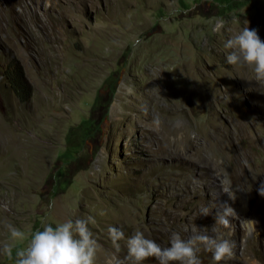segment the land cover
<instances>
[{
    "label": "rangeland",
    "instance_id": "rangeland-1",
    "mask_svg": "<svg viewBox=\"0 0 264 264\" xmlns=\"http://www.w3.org/2000/svg\"><path fill=\"white\" fill-rule=\"evenodd\" d=\"M245 27L264 41V0H0V264L77 219L94 221L95 264L114 253L109 227L124 232L120 259L135 229L168 247L173 233L208 234L198 214L232 203L226 191L256 211L249 224L232 207V241L250 238L239 263L264 264V84L224 47ZM163 121L187 128L164 153L148 143Z\"/></svg>",
    "mask_w": 264,
    "mask_h": 264
},
{
    "label": "clouds",
    "instance_id": "clouds-1",
    "mask_svg": "<svg viewBox=\"0 0 264 264\" xmlns=\"http://www.w3.org/2000/svg\"><path fill=\"white\" fill-rule=\"evenodd\" d=\"M223 27L221 21L216 25L214 31L218 32ZM224 47L231 51L226 57L227 63L234 66L251 67L254 71V79L264 84V41H262L256 29L245 27L234 38L227 40ZM153 123L159 125L158 118ZM227 193L229 200H234V193ZM258 193L264 196V182H261ZM214 219L215 224L221 226L224 231L213 229L215 235L193 228V234L184 240L178 233L170 237V246L161 247L152 239L145 238L141 231L135 232L127 239V257L120 259L118 253L121 251L119 241L124 240V232L116 227H109L108 234L114 248L113 255L106 264H142L148 258H154L158 264H202L198 253L204 251L212 253V259L216 264L221 261L230 260L234 257V241L224 238L232 232L231 217L236 214L234 209L227 203L216 206ZM209 207L201 208L198 215H212ZM88 220H68L58 224L55 228L51 225L44 227L42 231L37 230L31 237L28 246L16 253L15 264H95L98 243L89 229ZM11 235L14 239L23 240L24 234L13 229ZM3 252L12 259L11 247L5 243Z\"/></svg>",
    "mask_w": 264,
    "mask_h": 264
},
{
    "label": "bare ground",
    "instance_id": "bare-ground-1",
    "mask_svg": "<svg viewBox=\"0 0 264 264\" xmlns=\"http://www.w3.org/2000/svg\"><path fill=\"white\" fill-rule=\"evenodd\" d=\"M159 129H160L161 133H157L155 130H152V131H150V133H148V143H153V142L157 141V143H158L157 149L161 150L160 152L164 153L165 148L167 146L166 135L170 134V133H177L180 129L184 130L187 128L185 126L180 127V126L174 125L169 121H163V122H161ZM159 135H160V137H159ZM224 202H227L231 207H234V209L238 212V214L236 216H234L236 218V220H240L242 222L249 223V224L252 222L253 214L256 211H254V208L252 207L251 202H250V198L248 196L239 197L237 195V197L234 199V201L232 203L228 202L225 199L216 198L215 201L211 202V203H213V204L216 203L217 205H220L221 203H224ZM206 207H209L211 209L210 205H206ZM197 211L198 210L194 211L195 214L197 213ZM203 217H204V221H208L212 226L211 229L208 231V235H215V233L213 232L214 227L215 226L221 227V226L216 225L212 221L213 214L208 215V216H203ZM256 224L260 225V222L257 220ZM137 231H139V230L135 229L133 231V234H135V232H137ZM233 231H234V229L232 228L231 235L225 236L224 238L232 240L233 238L237 237L238 233L235 231L233 232ZM256 235H257L256 233L253 234L254 237ZM249 242H250V238L248 236H246L245 237V244L242 247L235 243L234 257L230 260L221 261L220 264H238L242 260H247V257H248L247 244ZM255 260L260 262V263L264 262V253H259L257 256H255ZM173 263H178V262H173Z\"/></svg>",
    "mask_w": 264,
    "mask_h": 264
},
{
    "label": "trees",
    "instance_id": "trees-1",
    "mask_svg": "<svg viewBox=\"0 0 264 264\" xmlns=\"http://www.w3.org/2000/svg\"><path fill=\"white\" fill-rule=\"evenodd\" d=\"M8 76H9V79L11 80V77H10L9 73H8ZM106 82H107V81H106ZM12 86H13V85H12ZM23 87H25V88L28 89V84H27L25 81H23ZM17 91H18V90H17ZM20 93H24V92L18 91L19 98H20V99H24V97H23ZM95 125H96V123L90 124L89 126H87V127L84 129V135H85L86 137L90 136L91 127H94ZM70 137H71V134H70V132H69L68 135H67V138H66V142L68 143V144L66 145V147H68V148L71 146V142L69 141ZM73 143H74V142H72V145H73Z\"/></svg>",
    "mask_w": 264,
    "mask_h": 264
}]
</instances>
